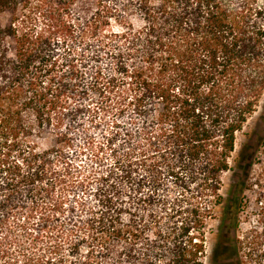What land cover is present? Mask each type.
<instances>
[{"label": "trees", "instance_id": "16d2710c", "mask_svg": "<svg viewBox=\"0 0 264 264\" xmlns=\"http://www.w3.org/2000/svg\"><path fill=\"white\" fill-rule=\"evenodd\" d=\"M5 11L0 264H204L208 203L264 96V8L0 0Z\"/></svg>", "mask_w": 264, "mask_h": 264}, {"label": "rangeland", "instance_id": "374dc122", "mask_svg": "<svg viewBox=\"0 0 264 264\" xmlns=\"http://www.w3.org/2000/svg\"><path fill=\"white\" fill-rule=\"evenodd\" d=\"M264 8V0H248ZM11 14L0 13L3 26ZM264 96L237 134L231 155L232 170L222 174V200L211 206L212 217L205 227L204 264H214L218 249L227 264H264ZM49 145L48 138L43 140ZM249 160L245 162V158Z\"/></svg>", "mask_w": 264, "mask_h": 264}, {"label": "flooded vegetation", "instance_id": "af4514ba", "mask_svg": "<svg viewBox=\"0 0 264 264\" xmlns=\"http://www.w3.org/2000/svg\"><path fill=\"white\" fill-rule=\"evenodd\" d=\"M222 253H219L218 249H215L212 253L214 264H227V260L223 258Z\"/></svg>", "mask_w": 264, "mask_h": 264}]
</instances>
